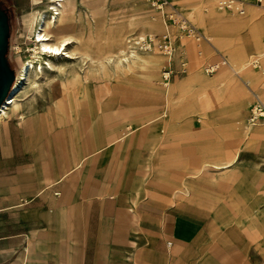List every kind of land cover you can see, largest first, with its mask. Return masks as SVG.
Listing matches in <instances>:
<instances>
[{"label": "crops", "instance_id": "0c3cea01", "mask_svg": "<svg viewBox=\"0 0 264 264\" xmlns=\"http://www.w3.org/2000/svg\"><path fill=\"white\" fill-rule=\"evenodd\" d=\"M30 4L0 0V100L13 72V24ZM120 21L127 18H118L115 27ZM232 21L252 24L257 48L264 13L249 5L244 20ZM232 50L237 63L222 68L238 73L247 67L240 68L245 58ZM69 60L62 59L65 67ZM149 61L147 82L157 68ZM192 70L190 79L177 78L175 85L211 84ZM214 76L215 83L231 77L224 69ZM163 81L164 92L110 82L92 107L78 103L70 111L45 103L0 120V264H264L262 213L254 210L259 178L237 164L246 139L214 151L212 127L166 119L177 106ZM203 98L210 105L212 89ZM249 107L242 132L251 127L245 124ZM253 138L264 140V128ZM198 150L206 160H194ZM151 162L156 172L146 174ZM199 163L205 172L198 179L191 170ZM234 164L239 171L232 178L211 173Z\"/></svg>", "mask_w": 264, "mask_h": 264}, {"label": "rangeland", "instance_id": "374dc122", "mask_svg": "<svg viewBox=\"0 0 264 264\" xmlns=\"http://www.w3.org/2000/svg\"><path fill=\"white\" fill-rule=\"evenodd\" d=\"M38 1L31 0L28 9L19 14L18 19L13 24L8 45V62L11 70L14 73L16 72V76L19 72V65L31 53L29 49L31 40L28 39V36L31 35L36 27L39 13L44 10V2ZM72 1L75 2L77 11H79L76 12L77 15L74 18L75 31L83 35L93 34L96 36L92 40L93 42L86 46V49H89L96 56L97 60L92 63L87 58L82 60L76 58L77 60L72 59L66 63L65 68H67L68 74L65 73V70L64 72L45 73L39 79L36 88H29L20 96L16 110L10 111L8 117L22 111H29L40 105L43 106L45 103L53 104L55 109L63 107L70 111L76 108L78 103L92 107L93 99L100 98V96L106 94L110 82H123L139 86L143 89H156L164 92L161 68L164 66L165 59L158 53L136 52L146 54L156 61L157 68L154 73L156 76L148 82L143 76H145V73H149L150 68L144 69L137 65L133 67L134 55L131 53L129 55H122L123 53L119 52L112 57L114 62L120 60L126 63L125 60H122L125 57L130 66H132L129 70H124L127 73L123 72V74L119 71L116 72V69L113 68L114 63H108L104 56L100 58V47L104 45V38L108 34L122 36L121 48L125 51V40L128 35L158 34L162 32L160 17L148 5L146 0ZM170 1L194 24L200 33L209 38V42L225 56L230 64L235 65L237 63V61L231 58V54H233L232 49L236 47L241 50L245 58L244 62H247V64L249 59L253 55L258 54L262 49L264 29L259 33V46L253 48L252 37L254 30L252 24L242 26L235 24L232 21V17L242 16V19L245 18L249 5L264 13V0L261 2L238 0L244 8V13L241 15L225 9H219L217 7L218 0ZM118 18H127V21L126 23L120 21L115 27ZM173 33V53L170 60L172 70L170 81L172 85H169V88L172 87V89L168 92V100L170 99L169 102L172 104L173 109L175 106H177V109L176 111L169 112L166 115V119H170L173 122L176 116L181 120L182 124L189 123V120H192L199 128L212 127L214 151L221 146L240 145L241 140L246 139L244 148L241 149L238 156L237 164H243L242 169L255 172L257 179L259 178L258 187L256 188L257 195L254 200V210L255 212L262 213L259 217L261 220H259L263 224L262 241L264 245V140H260L261 142L259 139L254 140L255 138L250 140L252 133L257 128H264V123L244 129V132H242V126L240 125L245 117L248 106L254 100L250 90L256 93L264 102V93H262L264 91L263 58L260 59L262 61H260L257 68H251L247 65L244 70L235 73L230 68L220 67L212 74H207L204 71L205 63L216 61L217 59L214 48L209 42L203 40L196 41L190 37H181L175 30H173ZM97 40L101 43H97ZM179 42L181 43L177 45ZM185 44L188 45L183 52V45ZM74 45L69 46V51L74 50ZM60 61L62 62V60ZM193 68L197 69L200 75L204 77L202 78L203 82L207 80L211 84H184L176 86L175 80L177 78L190 79ZM222 69L231 77L224 79L223 82L215 83L214 75ZM127 75H129V78L119 77ZM206 88L208 92H211V89L213 92L212 101H210V105L208 104V106H205V98L201 101L202 96L206 93ZM176 94L178 95L174 96ZM245 94H247V98L243 97ZM200 102L203 103V107L199 105ZM157 122L158 120L152 124H157ZM228 122H231V128L226 126ZM156 130L157 132L159 131L157 128ZM207 139L208 141L210 140L209 134ZM203 140L204 142L206 140L205 134L203 135ZM156 153L157 147L151 150V156L155 157ZM192 157L197 162L207 159L206 153L203 150H198V153ZM235 164L228 169H224L225 171L223 172L216 170L211 173L227 174V177L232 178L233 174L239 171V167ZM156 166L155 163L151 162L148 166L144 167L146 174L156 172ZM199 166L200 163L192 166L191 171H198ZM203 172H205L204 169L195 172L196 177L198 179L201 178ZM231 180H229L230 183L233 182ZM177 198L182 200V198ZM259 204L263 205L262 210L258 207ZM260 251L264 258V246Z\"/></svg>", "mask_w": 264, "mask_h": 264}, {"label": "bare ground", "instance_id": "6f19581e", "mask_svg": "<svg viewBox=\"0 0 264 264\" xmlns=\"http://www.w3.org/2000/svg\"><path fill=\"white\" fill-rule=\"evenodd\" d=\"M41 1L45 4L44 10L39 13L36 27L31 35L28 36V39L31 40V45L29 46L31 53L27 59L22 61L19 65L17 76L16 72H9L8 85H6L5 90H3L4 97L0 100V120L8 115L10 109L18 106L20 96L29 88L34 89L38 86L39 79L43 77L45 73L57 71L64 72V70L66 72L65 65L60 60L64 58H78L80 60L87 58L92 63L97 60L96 56L92 54L89 49H86V46L91 44L96 36L93 34L83 35L75 31L76 26L74 25V18L75 15H77L76 12H79L77 11L75 2L72 0ZM41 1L39 0L38 2ZM236 17H238L239 20L245 19H242V16ZM103 42L104 45L100 47V58L104 56L108 63H114L113 68L116 69V72L119 71L123 74V72H125L124 70H129V68L132 66L134 67V65L144 69L149 68V60L151 57L142 54L147 52H131V54L134 55L132 66H130V63L125 57H123L122 60H125L126 63L120 60L114 62L112 57L119 52H124V49L121 48L122 36L119 37V35L114 36V34H108ZM97 43L101 42L97 40ZM72 45H74V50L72 49V51H69L68 48ZM261 50L258 55H260L262 59L264 55L261 54ZM244 66H247V62L242 63L240 68ZM155 76L156 74H154V77ZM163 83L165 87L169 88L170 84L167 80L163 81ZM225 167H227V165Z\"/></svg>", "mask_w": 264, "mask_h": 264}, {"label": "built area", "instance_id": "2783aa9c", "mask_svg": "<svg viewBox=\"0 0 264 264\" xmlns=\"http://www.w3.org/2000/svg\"><path fill=\"white\" fill-rule=\"evenodd\" d=\"M148 5L157 12L162 24L161 33H147L143 35H130L125 40V51L122 55H129L131 52H153L162 55L165 59V65L162 69V79L168 80L171 74L170 60L173 53L172 37L173 30L181 37L194 38L196 41H206L209 39L200 33L194 24L170 1V0H146ZM261 2V0H251ZM238 0H218L217 7L225 9L236 14H243L244 8ZM261 54L264 55V41L262 44ZM216 61L206 62L204 71L212 74L222 66L228 65V61L218 50H216ZM261 56L253 55L248 64L251 68H257L260 64ZM247 116L246 126H254L264 123V102L261 98L253 94Z\"/></svg>", "mask_w": 264, "mask_h": 264}]
</instances>
